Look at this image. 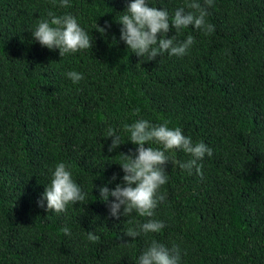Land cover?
Masks as SVG:
<instances>
[{
	"label": "trees",
	"instance_id": "obj_1",
	"mask_svg": "<svg viewBox=\"0 0 264 264\" xmlns=\"http://www.w3.org/2000/svg\"><path fill=\"white\" fill-rule=\"evenodd\" d=\"M130 2L0 0V264H136L153 239L178 245L180 264H264V0H213L206 21L214 31L170 28L165 38L195 43L183 57L152 61L120 40L116 20ZM187 2L148 0L170 18ZM49 12L74 16L93 47L63 57L42 47L32 33ZM105 22L101 35L96 25ZM69 71L84 79L73 84ZM138 119L168 121L213 154L202 176L166 167L153 217L117 220L98 189L122 182L120 153L137 147L125 125ZM109 127L122 140L112 153ZM175 158L191 159L182 150ZM61 162L87 195L56 214L38 201ZM148 219L163 222L161 232L124 235Z\"/></svg>",
	"mask_w": 264,
	"mask_h": 264
},
{
	"label": "clouds",
	"instance_id": "obj_2",
	"mask_svg": "<svg viewBox=\"0 0 264 264\" xmlns=\"http://www.w3.org/2000/svg\"><path fill=\"white\" fill-rule=\"evenodd\" d=\"M56 3V0H53ZM205 6L198 0H190L184 7L178 8L170 18L166 9L149 6L148 0H131L123 15L116 20L120 28V40L136 56L148 58V61L156 60L164 53L183 57L188 54L195 43L193 36L189 35L183 41H177L176 36L165 38L174 28L175 32L181 29L194 27L210 34L214 26L207 23V7L213 6V0H204ZM59 5L64 8L71 7L69 0H59ZM185 8L191 11H185ZM51 18L41 20L32 37L42 47L49 50H59L61 57L66 54H75L82 50L93 47L92 40L85 30L79 25L77 19L71 14L56 16L48 13ZM111 24L105 22L103 27L96 25V31L105 35ZM73 84H78L84 79L82 73L69 71L66 73ZM134 114H139L136 109ZM125 130L130 133L129 141L136 145L135 152L120 153L122 163L120 167L124 173L122 182L116 184L114 189L107 185L99 187L100 199L107 203L109 216L119 220L121 216H130L133 212L140 217L151 218L160 202L165 196L160 194V188L168 182L166 167L169 164L177 165L186 170L189 174L193 169L202 176L203 164L201 161L207 155L212 156V149L204 142L193 143L190 137H186L180 127L170 128L168 121L153 125L148 120L138 119L133 124L125 125ZM106 138H111L108 145V152L112 153L121 144V136L111 127L106 130ZM149 145L145 147V145ZM156 144L159 147H152ZM176 150H182L191 159L187 162H179L175 158ZM116 176L113 175L112 180ZM86 193L73 180L72 172L65 163H58L51 174L50 185L45 188L44 193L38 201V206L45 207L47 212L60 214L65 212L68 205L82 203ZM109 197L114 198L109 200ZM164 228L161 221L148 219L147 222L139 224L137 229L129 228L125 236L132 238L139 237L141 233H159ZM61 231L70 235V229L63 227ZM88 240L99 241V236L88 233ZM181 250L178 245L171 248L152 240L149 247L139 256L136 264H180Z\"/></svg>",
	"mask_w": 264,
	"mask_h": 264
}]
</instances>
